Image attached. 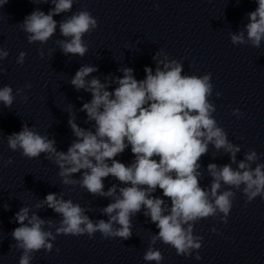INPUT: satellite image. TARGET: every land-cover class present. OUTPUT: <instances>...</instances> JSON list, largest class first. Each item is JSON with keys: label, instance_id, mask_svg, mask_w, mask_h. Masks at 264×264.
<instances>
[{"label": "clouds", "instance_id": "1", "mask_svg": "<svg viewBox=\"0 0 264 264\" xmlns=\"http://www.w3.org/2000/svg\"><path fill=\"white\" fill-rule=\"evenodd\" d=\"M40 2L48 3L49 0ZM255 2L257 7L248 14L249 22L245 27L247 40L259 47L264 40V0ZM6 3L8 0H0V8ZM51 3L54 7L48 14L34 10L20 25L29 34V43H46L57 29L58 22L53 17L70 11L74 0H51ZM97 23L87 10L60 21L61 35L70 37L58 41L62 51L84 56L88 48L83 36L95 29ZM231 41L233 44L245 43L244 33L232 35ZM7 56L8 52L0 49V60ZM25 56V52H20L17 63L22 65ZM160 63L164 70L157 67L153 74L152 69L146 67V78L142 81L134 77L131 68L123 69V76L115 79L118 86L112 91L108 90L110 85L97 78L86 81L85 78L97 69L82 66L71 84L77 90L91 92V101L84 103L81 111L86 112L89 121L95 122V131L81 128L70 119L69 125L77 139L66 153L58 152L54 140L27 125L8 136V147L13 151L21 149L29 159L38 158L41 153L47 154L48 159L54 156L65 185L75 184L70 177L83 170L81 187L92 195L114 197V202L103 209L109 219L94 223L79 204L49 193L36 207L46 204L61 215L56 235L46 230L53 226L52 221H45L35 213L29 217V208L22 207L15 215L19 226L12 231L16 248L22 250L19 264H30L33 253L42 249L51 252L53 244L50 241L61 234H87L92 238L99 232L104 238L127 240L132 236V217L142 208L146 209L144 215L159 229L158 234L151 237V243L158 239L172 246L177 255L191 256L193 250L201 248L202 240L193 234L195 223L218 213L223 214L222 220L227 223L235 196L232 189L240 190L243 185V194L249 202L258 196L264 197V163H257L260 156L255 150L247 152L236 169L231 164L222 167L209 164L210 189L200 186L199 161L207 153L210 143L216 149L223 148L230 153L232 163H237L236 153L240 148L229 142L227 133L217 126L212 115L216 109L208 102L212 93L211 74L202 77L182 75V65L177 61ZM3 71L0 68V72ZM26 87L31 88V84ZM21 91L17 89V94ZM12 92L10 86L0 88V102L5 107L13 104ZM233 115L242 114L239 109H234ZM129 146L134 161L126 165L116 157ZM109 176L125 185L119 188L118 195L115 184L104 191L103 181ZM222 184L229 187L220 192ZM157 188L170 200V207L165 206L164 199L152 195ZM114 224L119 227L114 228ZM195 258L199 260L200 256ZM143 259L161 264L164 257L150 246Z\"/></svg>", "mask_w": 264, "mask_h": 264}]
</instances>
